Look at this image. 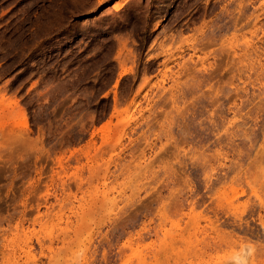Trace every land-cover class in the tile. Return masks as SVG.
I'll return each mask as SVG.
<instances>
[{"label":"rangeland","instance_id":"rangeland-1","mask_svg":"<svg viewBox=\"0 0 264 264\" xmlns=\"http://www.w3.org/2000/svg\"><path fill=\"white\" fill-rule=\"evenodd\" d=\"M0 264H264V0H0Z\"/></svg>","mask_w":264,"mask_h":264},{"label":"bare ground","instance_id":"bare-ground-1","mask_svg":"<svg viewBox=\"0 0 264 264\" xmlns=\"http://www.w3.org/2000/svg\"><path fill=\"white\" fill-rule=\"evenodd\" d=\"M147 1H148V0H147ZM181 171H182V170H181ZM176 176H177V175H176ZM179 177H180V176H179ZM180 195H181V193H180ZM174 200H175V199H174ZM179 201H180V200H179ZM182 201H183V200H182ZM195 201H196V200H195ZM195 201H194V202H195ZM189 203H190V201H189ZM179 204H180V203H179ZM194 204H195V203H194ZM194 204H193V202H192V205H194ZM182 205H183V203H182ZM182 205L180 204V205H178V206H182ZM190 205H191V203H190ZM183 206H184V205H183ZM199 215H200V214H199ZM216 216H217V215H216ZM216 219H217V218H216ZM218 220H219V218H218ZM238 225H239V226H242V225H241V222H240ZM239 226H238V227H239ZM223 230H224V229H223ZM223 230H222V231H223ZM228 231H229V230H227V232H228ZM254 241H255V240H254ZM216 242H217V241H216Z\"/></svg>","mask_w":264,"mask_h":264}]
</instances>
